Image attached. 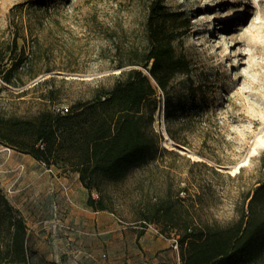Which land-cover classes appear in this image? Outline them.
I'll return each mask as SVG.
<instances>
[{"label":"rangeland","instance_id":"rangeland-1","mask_svg":"<svg viewBox=\"0 0 264 264\" xmlns=\"http://www.w3.org/2000/svg\"><path fill=\"white\" fill-rule=\"evenodd\" d=\"M37 1L0 0V67L25 49L11 83L0 73L8 117L66 111L111 89L129 67L119 64L147 42L148 0ZM164 3L186 24L174 46L188 65L170 82L169 117L158 87L149 161L103 181L113 209L94 210L64 156L47 163L0 141V189L26 222L28 249L26 261L0 264H183L176 228L154 221L139 234L134 219L157 218L155 203L173 206L177 196L192 222L237 219L264 170V0ZM5 221L1 213L0 251L10 243ZM245 259L264 264V250Z\"/></svg>","mask_w":264,"mask_h":264},{"label":"trees","instance_id":"trees-1","mask_svg":"<svg viewBox=\"0 0 264 264\" xmlns=\"http://www.w3.org/2000/svg\"><path fill=\"white\" fill-rule=\"evenodd\" d=\"M45 0H38L43 8ZM181 13L168 11L164 0H148L147 42L132 49L133 59L122 62V79L111 89L89 100H80L68 110L43 109L32 115L0 114V141H6L34 157L51 163L64 156L80 173L89 189L87 203L94 210L113 209V198L102 187L105 180L122 179L133 166L145 164L153 152L148 128L159 103L158 87L167 93L168 117L171 108L170 82L188 65L176 54L174 41L186 24ZM38 17V15H36ZM182 23L173 25L172 21ZM13 42L17 44V35ZM25 49L0 68L3 79L11 83ZM151 65V66H150ZM150 66V67H149ZM149 70L150 75L144 69ZM258 184L241 207L237 219L228 225L218 222H192L185 210V198L177 196L173 206L156 202L157 218L137 216L144 232L148 222L163 223V232L176 228L183 264H242L256 249L264 250V170ZM93 191L98 192L96 197ZM10 230V243L0 251V260H27L26 222L19 210L0 189V214ZM259 253L256 255V259Z\"/></svg>","mask_w":264,"mask_h":264}]
</instances>
